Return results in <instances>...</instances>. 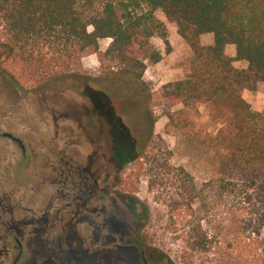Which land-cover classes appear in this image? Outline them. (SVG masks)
<instances>
[{"label":"trees","instance_id":"obj_1","mask_svg":"<svg viewBox=\"0 0 264 264\" xmlns=\"http://www.w3.org/2000/svg\"><path fill=\"white\" fill-rule=\"evenodd\" d=\"M158 10L192 54L188 75L163 85V98L205 105L221 125L209 138L216 178L197 184L183 167L173 170L166 207L176 218L169 216L168 230L185 261L201 254L207 264H264V112L243 99L264 83V0H0L9 77L40 85L94 54L104 77L141 81L147 65L162 60L151 38L171 51ZM207 33L213 43L202 46ZM105 39L110 43L100 51ZM226 45L235 46L234 58L225 55ZM235 61L247 67L237 69Z\"/></svg>","mask_w":264,"mask_h":264},{"label":"flooded vegetation","instance_id":"obj_2","mask_svg":"<svg viewBox=\"0 0 264 264\" xmlns=\"http://www.w3.org/2000/svg\"><path fill=\"white\" fill-rule=\"evenodd\" d=\"M9 79L13 88L0 90V264H169L146 245L143 216L118 189V149L130 155L134 143L95 90L72 112L64 99L53 103L54 90L34 92L46 116L38 139L33 89Z\"/></svg>","mask_w":264,"mask_h":264},{"label":"rangeland","instance_id":"obj_3","mask_svg":"<svg viewBox=\"0 0 264 264\" xmlns=\"http://www.w3.org/2000/svg\"><path fill=\"white\" fill-rule=\"evenodd\" d=\"M155 17L167 30L171 51L167 54L159 36L151 38V44L161 53L162 60L156 65L148 64L141 81L104 77L97 57L91 54L83 57L69 74L40 85L32 79L22 80L19 86L33 89V104L38 103L37 106L33 105V128L38 139L46 134V116H42L39 108L42 97H35L34 92L54 90L53 103L64 99L72 112L83 103H88L82 96L83 92L89 98L86 90H95L110 117L115 114L134 143L130 155L118 149L126 160L118 175V189L133 198L141 215L143 210L146 211L145 216L142 215V236L146 245L161 253L169 264H207L205 255L195 254L187 261L181 257L183 245L168 230L169 216L172 215L173 220L176 217L168 213L166 200L173 193L171 185L175 168L183 167L197 184L216 178L218 172L212 165L214 149L209 138L221 125L215 124L205 105L187 108L177 101L163 98V85L188 75L192 54L178 35L175 24L169 23L159 10L155 12ZM109 43L108 39L99 41L100 51L106 50ZM4 59L5 49L0 48V70H8V75L0 79L1 91L13 88L9 79L14 72L13 65L5 63ZM243 99L252 111L264 112V83L259 84L255 92L245 91ZM25 106H22V112L27 111ZM169 115H172V121ZM164 164L172 169L170 174L163 169Z\"/></svg>","mask_w":264,"mask_h":264},{"label":"crops","instance_id":"obj_4","mask_svg":"<svg viewBox=\"0 0 264 264\" xmlns=\"http://www.w3.org/2000/svg\"><path fill=\"white\" fill-rule=\"evenodd\" d=\"M200 43L202 46H210L213 43V36L210 33L203 34L200 37ZM225 55L234 58L235 57V46L234 45H226L224 49ZM237 65V66H235ZM233 66L237 69H245L247 67V63L245 61H235L233 62Z\"/></svg>","mask_w":264,"mask_h":264}]
</instances>
